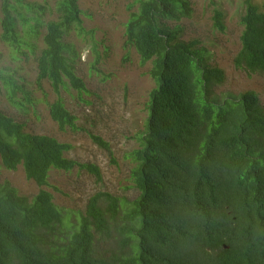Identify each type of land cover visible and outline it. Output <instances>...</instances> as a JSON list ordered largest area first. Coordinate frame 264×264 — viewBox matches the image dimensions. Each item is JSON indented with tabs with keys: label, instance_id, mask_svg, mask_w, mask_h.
<instances>
[{
	"label": "trees",
	"instance_id": "16d2710c",
	"mask_svg": "<svg viewBox=\"0 0 264 264\" xmlns=\"http://www.w3.org/2000/svg\"><path fill=\"white\" fill-rule=\"evenodd\" d=\"M55 10L57 18L44 21L42 4L0 0V38L15 58L36 54L35 84L43 90L48 82L57 95L49 103L52 120L61 131L76 130L77 116L60 92L86 91L75 48L65 40L72 28L86 32L83 11L79 0H57ZM191 15L190 0H138L136 10L129 8L125 44L142 62L151 61L155 81L145 129L127 154L139 192L131 201L98 192L84 212L60 208L43 188L50 171L78 165L101 180L99 167L67 158L70 143L29 133L0 110L1 166L22 165L27 179L42 187L29 199L0 184V264H264V106L253 90L215 94L225 74L208 62L198 40L182 38L180 22ZM213 20L225 31L222 11ZM240 22L235 63L264 74V7L245 0ZM0 81L9 103L31 102L13 73L0 69ZM90 136L110 149L100 135Z\"/></svg>",
	"mask_w": 264,
	"mask_h": 264
},
{
	"label": "rangeland",
	"instance_id": "374dc122",
	"mask_svg": "<svg viewBox=\"0 0 264 264\" xmlns=\"http://www.w3.org/2000/svg\"><path fill=\"white\" fill-rule=\"evenodd\" d=\"M26 1L45 6L46 11L42 14L44 21L57 18V0ZM253 1L264 7V0ZM190 2L192 15L180 22L182 38L198 40L206 50L208 62L224 71L225 80L215 86V94L224 98L253 90L264 106V74L251 72L235 63L242 47L243 25L240 17L245 10V0ZM79 6L83 11L86 32L79 34L72 28L65 40L75 48L76 73L84 80L86 91L80 96L71 87L60 92L67 108L77 116L76 130L61 131L52 120L49 103L57 95L48 82L43 84V90L35 84L36 54L28 53L15 58L10 46L0 38V69L20 79L31 98V102L24 106L12 105L0 81V110L23 123L29 133L47 134L60 142L70 143L73 147L65 153L67 158L82 164H94L100 169L101 180L78 165L71 171H50L49 185L43 188L53 193L54 201L60 208L75 213L84 212L88 199L98 192H108L126 201L139 194L130 180L133 163L127 154L138 145L137 136L145 129L149 94L155 86L149 74L151 61L142 62L136 49L125 44L129 8L136 10L138 0H79ZM216 10L224 14L225 31H219L214 26ZM44 33L43 26L37 39L40 49ZM91 133L100 135L110 144V149L95 144ZM5 182L29 199L42 188L27 179L22 165L9 170L1 166L0 159V184Z\"/></svg>",
	"mask_w": 264,
	"mask_h": 264
}]
</instances>
